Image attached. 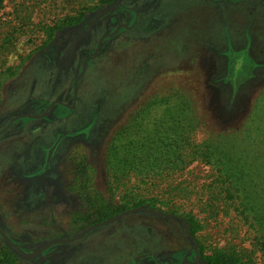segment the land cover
I'll list each match as a JSON object with an SVG mask.
<instances>
[{
  "label": "rangeland",
  "instance_id": "rangeland-1",
  "mask_svg": "<svg viewBox=\"0 0 264 264\" xmlns=\"http://www.w3.org/2000/svg\"><path fill=\"white\" fill-rule=\"evenodd\" d=\"M263 90L264 0H2L0 232L30 255L18 264H187L195 245L263 264L234 212L203 205L208 165L150 186L105 173L112 137L148 99L181 94L199 143L247 121ZM126 192L183 222L138 210L90 229L133 209Z\"/></svg>",
  "mask_w": 264,
  "mask_h": 264
},
{
  "label": "trees",
  "instance_id": "trees-1",
  "mask_svg": "<svg viewBox=\"0 0 264 264\" xmlns=\"http://www.w3.org/2000/svg\"><path fill=\"white\" fill-rule=\"evenodd\" d=\"M74 22V18L67 20L68 24ZM53 30L48 28V39ZM173 97V100L169 97L148 99L115 132L105 156L107 177L114 185L133 178L139 184L150 186L154 181L170 180L193 162H202L213 170L211 184L205 187L208 195L203 203L205 208L209 212L214 209L234 212L251 230L255 244L264 251V90L258 93L254 112L248 115L247 121L232 131L199 143L192 137L198 123L191 104L181 94L175 93ZM162 103L164 108L159 107ZM156 107H159V117L148 119ZM175 193H178L176 187L169 188L167 199L178 198ZM124 198L125 209L153 203L134 195L130 197L127 192ZM119 209L114 206L109 214L114 215ZM198 228L189 219L188 229L195 239ZM16 251L9 245L1 247L0 264H18ZM191 259H202L205 264H252L247 256L223 249L204 256L198 248Z\"/></svg>",
  "mask_w": 264,
  "mask_h": 264
},
{
  "label": "water",
  "instance_id": "water-1",
  "mask_svg": "<svg viewBox=\"0 0 264 264\" xmlns=\"http://www.w3.org/2000/svg\"><path fill=\"white\" fill-rule=\"evenodd\" d=\"M138 210H140V211H144V212H146V213L154 214V215H159V216H164V217H173V218H178V219H180L179 217H177V216H175V215L163 214V213H157V212H153V211L145 210V209H142V208H133V209H130V210L126 211V212H123V213H121V214L115 216L113 219H109V220H107V221H104V222H102V223L96 225V226H93V227L90 228V229H93V228H95V227H97V226H100V225H103V224L109 223V222L113 221L114 219H117L120 215H123L124 213H130V212H134V211H138ZM180 220H181V219H180ZM181 222H183V221L181 220ZM182 224H183V228H184V230H185L187 236L189 237V239H190L191 241L194 242V237L190 234V232H189V230L187 229V227L185 226V224H184V223H182ZM90 229L85 230L84 232H82V233H81L80 235H78L77 237H74V238H71V239H65V240H62V241H63V242H66V241L75 240V239H77L79 236H82V235H84L85 233H87ZM0 235L5 239L6 243H7L9 246H12L13 248H15L20 254H22L23 256H27V257L30 256L29 254H26V253H24L22 250H20L16 245H14V244L11 242V240H10L7 236H5L3 233L0 232ZM53 243H58V242H52V243H50V244H48V245H51V244H53ZM195 244H196V243H195ZM194 249H196V245H195Z\"/></svg>",
  "mask_w": 264,
  "mask_h": 264
},
{
  "label": "flooded vegetation",
  "instance_id": "flooded-vegetation-1",
  "mask_svg": "<svg viewBox=\"0 0 264 264\" xmlns=\"http://www.w3.org/2000/svg\"><path fill=\"white\" fill-rule=\"evenodd\" d=\"M73 96H75V89L73 91ZM11 242L15 245V243L12 240H11ZM197 250H198L197 246H196V249L193 248L191 250V255L188 257V263L187 264H205L204 261L200 262V259H197L196 261L191 259L193 257V253H195ZM133 264H135V261H133Z\"/></svg>",
  "mask_w": 264,
  "mask_h": 264
}]
</instances>
